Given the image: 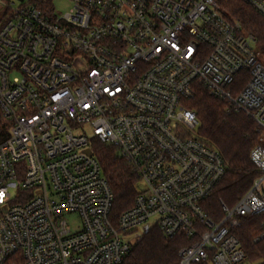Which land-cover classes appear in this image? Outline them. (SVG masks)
I'll list each match as a JSON object with an SVG mask.
<instances>
[{
    "label": "built area",
    "instance_id": "obj_1",
    "mask_svg": "<svg viewBox=\"0 0 264 264\" xmlns=\"http://www.w3.org/2000/svg\"><path fill=\"white\" fill-rule=\"evenodd\" d=\"M0 0V264H121L150 219L195 240L178 264H250L231 229L264 217V59L220 0ZM264 20V0H240ZM263 61H262V60ZM248 73L237 95L228 89ZM243 113L259 133L260 173L213 223L201 202L225 175L184 106L195 88ZM115 150L144 186L116 224L90 151ZM77 215L71 230L66 215ZM263 232L259 239L264 237Z\"/></svg>",
    "mask_w": 264,
    "mask_h": 264
},
{
    "label": "trees",
    "instance_id": "obj_2",
    "mask_svg": "<svg viewBox=\"0 0 264 264\" xmlns=\"http://www.w3.org/2000/svg\"><path fill=\"white\" fill-rule=\"evenodd\" d=\"M220 9L228 19L241 23L246 34L252 35L264 59V20L240 0H220ZM248 81V73L235 77L228 88L237 95ZM198 120L197 138L215 148L222 156L226 171L212 194L201 202V208L213 223L223 218L221 204L233 207L249 190L260 173L249 161L251 149L258 143L255 123L243 113L227 112V104L209 95L202 87L195 88L194 97L184 103ZM7 125L0 119V140L7 136ZM90 151L98 162L101 173L113 195L111 220L129 210L138 194V177L132 167L119 158L115 150L95 138L89 141ZM264 217H242L231 233L239 240L250 264H264ZM195 240L183 236L165 237L156 225L147 229L131 246L121 264H178V251Z\"/></svg>",
    "mask_w": 264,
    "mask_h": 264
},
{
    "label": "rangeland",
    "instance_id": "obj_3",
    "mask_svg": "<svg viewBox=\"0 0 264 264\" xmlns=\"http://www.w3.org/2000/svg\"><path fill=\"white\" fill-rule=\"evenodd\" d=\"M52 3H53L52 6L54 9V13L56 15H62L64 13L68 12L71 8V3L68 0H53ZM137 188H138V191L144 190V186L142 183H139ZM65 219H66V222H67V224L71 230H74L79 224L77 215H74V214L73 215H66ZM155 220H156V218L150 219L146 224L140 226L135 232L131 233L129 235V242L131 244H133L138 238H140L142 236V234L147 229L152 227Z\"/></svg>",
    "mask_w": 264,
    "mask_h": 264
}]
</instances>
